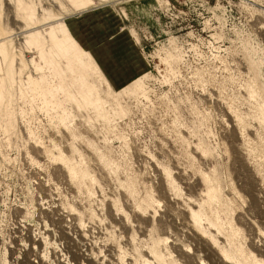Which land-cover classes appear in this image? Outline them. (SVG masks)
Listing matches in <instances>:
<instances>
[{"label":"rangeland","instance_id":"rangeland-1","mask_svg":"<svg viewBox=\"0 0 264 264\" xmlns=\"http://www.w3.org/2000/svg\"><path fill=\"white\" fill-rule=\"evenodd\" d=\"M21 1L0 0V264H264V0ZM82 19L128 40L126 70ZM57 22L97 68L52 49Z\"/></svg>","mask_w":264,"mask_h":264},{"label":"crops","instance_id":"crops-1","mask_svg":"<svg viewBox=\"0 0 264 264\" xmlns=\"http://www.w3.org/2000/svg\"><path fill=\"white\" fill-rule=\"evenodd\" d=\"M85 19H82L77 22L78 25L74 26V28H70L68 25V28L72 34V36L78 41V43L82 46L83 49H89L92 53V57L96 59V62L101 65V67L105 70L109 71H117L120 70H126V66L124 64H121L122 59H119L116 56V49H131V46L127 39L123 41L121 36H116L111 38L112 41L104 39V41H107L104 44L99 45L98 41V34H101L102 31L98 29L97 33H93L92 30H86L84 27ZM75 25V24H74ZM97 31V30H96ZM112 53V56L109 54ZM115 53V55H113ZM119 62L120 66L112 65V60ZM127 61V60H126ZM102 63L104 65H102ZM112 78L115 80H119L121 78L120 73H115L111 75Z\"/></svg>","mask_w":264,"mask_h":264},{"label":"bare ground","instance_id":"bare-ground-1","mask_svg":"<svg viewBox=\"0 0 264 264\" xmlns=\"http://www.w3.org/2000/svg\"><path fill=\"white\" fill-rule=\"evenodd\" d=\"M18 5V7L20 8L23 6L21 0H19ZM29 20L35 21L33 10L29 14ZM46 34L47 33H45V35ZM41 35L42 33L39 32L32 34V37H37V40L35 41L37 45L40 43L39 40L40 38H42ZM48 35L52 41V49H56L60 55H64L66 57V54L70 53V51H73L76 64H80L81 66L88 65L89 67H96L90 55L84 52L82 48L77 44V42L72 38L66 25L61 22H57L50 27V32L48 33ZM100 76H102L101 73ZM0 96L2 97V91H0Z\"/></svg>","mask_w":264,"mask_h":264}]
</instances>
